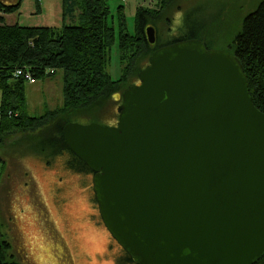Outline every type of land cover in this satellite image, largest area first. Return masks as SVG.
Returning a JSON list of instances; mask_svg holds the SVG:
<instances>
[{
	"label": "water",
	"instance_id": "obj_1",
	"mask_svg": "<svg viewBox=\"0 0 264 264\" xmlns=\"http://www.w3.org/2000/svg\"><path fill=\"white\" fill-rule=\"evenodd\" d=\"M147 43L155 28L144 29ZM114 124L68 122L99 215L137 264H254L264 255V112L234 53L156 48Z\"/></svg>",
	"mask_w": 264,
	"mask_h": 264
},
{
	"label": "trees",
	"instance_id": "obj_2",
	"mask_svg": "<svg viewBox=\"0 0 264 264\" xmlns=\"http://www.w3.org/2000/svg\"><path fill=\"white\" fill-rule=\"evenodd\" d=\"M174 1L177 0H156L153 8L137 6L133 30L128 31L123 5L116 7L114 16L106 0H65L64 13L69 18L64 15L66 20L58 27L6 23L5 14L14 11L20 0L13 3L0 0V152L4 142L16 136L15 141L30 143L27 147L45 158L69 152L65 160L69 169L92 173L70 150L62 135L63 126L80 119L99 123L115 119L116 122L121 96L116 99L114 93L123 92L131 85L121 89L128 74L137 77L145 67L134 69V64L143 59H147L148 64L155 48L190 38L200 39L207 48L213 45L211 39L216 31L212 32L213 38L209 37L210 29L196 22L190 24L191 16L186 12L182 25L185 34L162 42L165 34L157 33V44L149 46L145 27L153 25L156 31L157 21ZM231 35L225 50L237 56L252 102L264 112V0L258 1L242 17L239 28ZM116 39L120 59L128 58V62L121 78L114 80L105 68L110 47ZM56 69L62 70V104L47 108L40 115H30L25 96L28 81L23 74L29 73L35 81L49 77ZM16 70H22V74L15 75ZM4 163L0 156V176ZM26 251L13 216L8 214L0 219V264H33ZM116 264L137 263L123 251ZM254 264H264V255Z\"/></svg>",
	"mask_w": 264,
	"mask_h": 264
},
{
	"label": "rangeland",
	"instance_id": "obj_3",
	"mask_svg": "<svg viewBox=\"0 0 264 264\" xmlns=\"http://www.w3.org/2000/svg\"><path fill=\"white\" fill-rule=\"evenodd\" d=\"M106 1L114 16L116 7L123 5L128 31L133 30L137 6L153 8L156 5V0ZM258 1L260 0L171 2L161 20L157 21L156 36L157 33L165 34L161 39L163 42L185 34L182 25L184 15L188 12L191 16L190 24L196 22L203 25L210 29L209 37L215 36L211 39V48L225 49L232 38L231 33L236 32L242 17ZM64 7L65 0H20L14 11L5 14V21L24 26L58 27L69 18L64 13ZM114 25L116 26V22ZM215 31L213 36L212 32ZM156 44L155 40L149 46L154 47ZM119 55L116 39L110 47L105 68L114 80L121 78L128 62V58L121 60ZM146 65L147 59H143L133 67L135 69ZM134 83H138V78L128 74L121 89ZM121 91H116L114 98L119 99ZM25 96L30 115H40L47 108L60 106L62 70L56 69L44 79L28 81L25 84ZM76 122L88 121L80 119ZM103 122L113 124L115 119ZM16 139V136L8 138L0 152L5 162L0 176V219L8 214L13 216L28 258L33 264H116L118 256L124 250L112 238L101 220L92 189V173L69 169L65 163L70 156L69 152L45 158L27 147L30 143L25 145L20 143L21 140L15 141ZM25 172L29 175H24Z\"/></svg>",
	"mask_w": 264,
	"mask_h": 264
},
{
	"label": "built area",
	"instance_id": "obj_4",
	"mask_svg": "<svg viewBox=\"0 0 264 264\" xmlns=\"http://www.w3.org/2000/svg\"><path fill=\"white\" fill-rule=\"evenodd\" d=\"M22 74V70H16V74L15 75H20ZM24 75V78L27 80V81H33V79L31 78L30 74L29 73H25L23 74Z\"/></svg>",
	"mask_w": 264,
	"mask_h": 264
},
{
	"label": "flooded vegetation",
	"instance_id": "obj_5",
	"mask_svg": "<svg viewBox=\"0 0 264 264\" xmlns=\"http://www.w3.org/2000/svg\"><path fill=\"white\" fill-rule=\"evenodd\" d=\"M9 1V2H8ZM8 1H5L7 3H13L15 0H8ZM155 40H156V32H155ZM149 44V43H148ZM158 48V47H157ZM156 49V48H155ZM232 53V52H231Z\"/></svg>",
	"mask_w": 264,
	"mask_h": 264
}]
</instances>
